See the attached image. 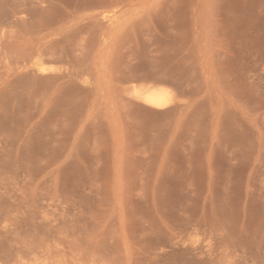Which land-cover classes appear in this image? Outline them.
Returning <instances> with one entry per match:
<instances>
[{
    "label": "rangeland",
    "instance_id": "obj_1",
    "mask_svg": "<svg viewBox=\"0 0 264 264\" xmlns=\"http://www.w3.org/2000/svg\"><path fill=\"white\" fill-rule=\"evenodd\" d=\"M0 264H264V0H0Z\"/></svg>",
    "mask_w": 264,
    "mask_h": 264
},
{
    "label": "bare ground",
    "instance_id": "obj_2",
    "mask_svg": "<svg viewBox=\"0 0 264 264\" xmlns=\"http://www.w3.org/2000/svg\"><path fill=\"white\" fill-rule=\"evenodd\" d=\"M139 100L145 105L162 109L168 104L169 93L163 88H149L136 91Z\"/></svg>",
    "mask_w": 264,
    "mask_h": 264
}]
</instances>
